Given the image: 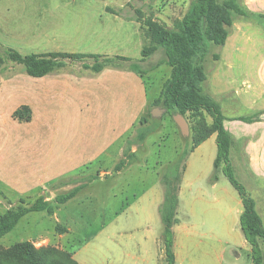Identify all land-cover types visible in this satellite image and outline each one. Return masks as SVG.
<instances>
[{
  "label": "crops",
  "instance_id": "obj_1",
  "mask_svg": "<svg viewBox=\"0 0 264 264\" xmlns=\"http://www.w3.org/2000/svg\"><path fill=\"white\" fill-rule=\"evenodd\" d=\"M237 1L251 12V15L238 17L231 27L217 68L211 75L210 94L231 107L234 93L249 110L247 115L226 116L220 104L225 115V127L233 139L231 148L233 169L235 159L239 172L245 175L247 185L257 196L256 198L250 192L264 223L261 212V209L264 210V206H261L264 202L261 199L264 197V17H260L264 16V0ZM191 2L192 0H163V5L164 10L171 5L178 7L179 11L174 15L177 19L183 17ZM108 13L112 14L120 29L119 32H114L117 36L112 38L107 31V39L102 40L101 44H74L68 48H62L64 44H36L37 54L83 51L88 54L120 55L140 59L143 47L141 24L135 19L123 16L132 17L134 12H123V15ZM126 31L127 41L135 40V44H115L113 39L116 37H119L118 41H124L122 33ZM53 33L50 35L47 32L48 42L54 40ZM148 60L141 64L148 63ZM73 63L83 67L84 61L67 58L61 72L36 77L34 85L37 96L36 108L32 103H23L32 108V119L34 117L38 119L39 124L44 126V132H47L44 135L40 134L41 137L37 136L34 143L29 140L23 141V147L28 148V152L31 153L25 161L27 167L23 178L26 180L23 181V186L40 189L36 199L42 196L52 204L60 195L55 196L56 192L66 193L80 187L77 195L67 201L70 202L77 199L90 186L93 187L94 194L96 192L101 194V189L106 188V183L102 180L100 183L95 178L87 180L91 177V173H87L88 164L102 155L112 159L114 167L121 159L126 162L123 168L116 172L101 171L100 176L110 173L114 177L109 182L112 187L115 185V174H121L125 167L137 169L146 167L147 172L142 179H152L151 184L136 194L133 200L126 204L123 202L117 219L109 223L104 222L89 240L71 250L79 264H168L166 246L162 239L163 224L159 207L164 200V179L173 177V173L165 172L163 166L159 165L152 169L144 166L148 154L140 155L136 143L131 147L128 145V140L133 139L135 132L137 133L142 117L154 100L148 101L144 83L140 88L138 82H135V85L131 86L133 94L134 89L137 94L135 101L133 96L131 97L132 105L135 104L131 117L133 119L127 120L124 125L128 116L118 111L114 114L116 116L114 127L107 129L105 139L97 142L93 148L88 128L91 109L87 108L86 111L85 104L74 101L76 96L80 98L86 96V91L81 92L79 86L75 84L74 74L65 69ZM135 73L137 77L142 78L140 74ZM242 118H250L251 121ZM135 128L136 131L133 130ZM159 129L160 125L156 131ZM178 134L179 131L177 138L180 140ZM149 136L143 144L147 143ZM217 153V133H213L192 150L181 164L178 220L173 226L175 264H229L228 256L240 257L241 249L252 250L240 224L244 204L239 192L222 171L217 172L218 178L215 181L211 180ZM29 191L31 190L25 192ZM25 202L27 205L32 203L30 199H25ZM60 207L56 208L52 215L46 213L65 228V231L58 233L57 241L54 243L65 248V239L72 228L68 223L70 220L59 217ZM112 258L115 262H111Z\"/></svg>",
  "mask_w": 264,
  "mask_h": 264
},
{
  "label": "rangeland",
  "instance_id": "obj_2",
  "mask_svg": "<svg viewBox=\"0 0 264 264\" xmlns=\"http://www.w3.org/2000/svg\"><path fill=\"white\" fill-rule=\"evenodd\" d=\"M136 7L143 8L147 15H153L169 26L173 25L174 15H177L179 11L175 5L164 10L163 0H0V55L5 57L6 50L11 48L24 55L37 53L36 44H64L61 46L62 48H68L74 44H101L102 40L107 39V31L112 38L117 36L114 32L120 31L114 17L108 13L115 12L108 8L134 12ZM51 22L54 23L51 24ZM47 32L50 35L54 32L53 41L51 39L48 42ZM126 34L127 31L122 33L124 41H118L119 37H116L113 39L114 43L135 44V40L127 41ZM68 52L86 53L83 51ZM222 53L223 47L211 45V53L205 62L208 80L204 83V89L208 93L212 92L211 75L219 63V58H215L214 55L221 56ZM165 58V53L161 49L148 60V63L141 64L140 67L146 71L142 78L137 77L135 72L125 66H108L100 72L84 69L77 63L69 64L65 68L74 74L75 84L79 86L81 92L86 91V96L83 95L82 98L76 96L74 101L85 104L86 111L87 108L91 109L88 128L93 148L97 142L105 139L106 130L114 127L116 119L114 114L118 111H122L125 116H128L125 118L124 125L127 120L133 119L131 117L135 104L132 105L131 97L133 96L135 101L137 94L135 89L133 94L131 86H134L135 82H138L140 88L144 83L149 102L157 98L171 71ZM133 60L138 61L139 59ZM86 61L93 62L92 59ZM61 70L54 72L59 73ZM35 80H37L36 77L27 73L24 64L6 59L0 67V215L21 204V198L30 199L33 203L41 191L23 186V181L26 180L23 178L27 167L25 161L31 154L28 152V148L23 147V141L29 140L34 143L37 136L41 137L40 134L44 135L47 132H44L43 124H39L35 117L28 122L19 121L13 116L14 111L23 103H32L36 108ZM214 98L222 105L226 116L249 113V110L234 93H232L234 100L231 101V107L223 104L216 96ZM155 107L159 109L156 110V116H153ZM145 116L148 122L144 125L152 126L159 123L160 129L149 134L146 144L137 140L135 132L133 139H136L134 143L138 146L137 152L140 155L148 154L145 159L147 162H143L144 166L146 165L150 169L156 165L163 166L165 172L176 175L175 184H178L177 176L180 177L182 164L179 165V161L185 160L188 156L187 149L192 143L191 129L184 136L177 125L175 116L170 115L160 106L152 105V103H150ZM208 119L211 121V117ZM136 129L133 130L136 131ZM177 131H179L180 140L177 138ZM131 132L129 131V133ZM63 133L65 134V131ZM171 161L176 163L170 164ZM235 162L234 159L236 177L257 198L247 185L244 179L245 175L239 172V167ZM87 168V173H91V177L87 180L95 178L98 183L100 180L106 183V188L101 189V194L97 192L94 194L93 187L90 186L74 201L59 206L56 201L54 203L57 208L61 206L58 210L59 217L61 219L66 217L70 220L68 223L71 225L72 231L65 239V248L69 250L89 240L104 222L109 223L115 219L119 209L123 207V202L126 204L133 200L136 194L143 191L152 182V179H142V176L147 172L146 167L143 169L125 167L121 174H115L117 180L115 179V185L112 187L109 182L114 177L110 173L100 176L102 170L116 172L113 160L105 155L93 160ZM26 190L31 191L25 192ZM56 193L55 196L63 192ZM261 199L264 201V197ZM259 201L261 202L260 199ZM259 201L258 206H260ZM262 203L264 204V202ZM263 204L261 206H264ZM261 212L264 217V210L261 209ZM66 218L65 220H67ZM63 229L62 224L56 223L55 218L49 216L46 211H32L25 215L10 233L0 237V247H9L16 242L28 239H31L36 246L54 244L57 241L58 233ZM260 246L263 255L262 264H264V240H261ZM240 255V257L228 256V263L257 264L254 261L252 250L241 249ZM111 260V262H115L114 258Z\"/></svg>",
  "mask_w": 264,
  "mask_h": 264
},
{
  "label": "trees",
  "instance_id": "obj_3",
  "mask_svg": "<svg viewBox=\"0 0 264 264\" xmlns=\"http://www.w3.org/2000/svg\"><path fill=\"white\" fill-rule=\"evenodd\" d=\"M108 9L118 15H123V10ZM250 15L251 12L237 0L222 2L192 0L183 17L175 19L173 25L169 26L153 15H147L143 8L136 7L132 17L123 16L135 19L141 24L143 47L142 56L138 61L120 55L107 56L88 53L49 52L24 55L11 48L6 50L5 57L0 55V67L7 59L24 64L29 75L43 77L61 69L65 64V59L68 58L84 61L83 67L90 68L94 72H100L108 66H125L143 77L146 71L140 67L141 62L150 59L162 49L166 56L165 62L171 67V71L152 105L165 108L166 112L172 116L182 114L189 121L192 143L187 149V155L213 133H217L218 153L211 180L215 181L218 178L217 172L222 171L239 192L244 204L240 218L241 228L252 247L255 263L262 264L263 255L260 242L264 240V223L256 209L255 199L234 173L231 163L233 139L225 127V115L221 105L204 89V83L208 79L205 62L211 53V45L223 47L236 19ZM214 56L219 58L218 54ZM87 59H92L93 62L90 64L86 61ZM13 116L19 121H30L33 117L32 108L23 104L14 111ZM242 119L251 121L250 118ZM147 122V117L143 116L140 122L142 125L136 134L140 142H144L148 135L159 127V123L152 126L144 125ZM135 140H128L129 147ZM183 161L181 159L179 165ZM125 163V160L121 159L115 170L122 169ZM175 179L174 174L173 177L164 179V200L159 207L163 224L162 239L166 246L168 264H175L173 226L178 220L179 207V184H175ZM177 179L180 181L179 176ZM79 190L80 187H76L58 195L56 203L67 202L75 197ZM21 202L18 206L0 215V237L11 232L28 213L46 211L52 215L57 208L42 196L29 205L23 198ZM62 231H65V228ZM0 264H79V262L74 258V252L71 249L61 248L54 244L36 246L33 241L24 240L9 247H0Z\"/></svg>",
  "mask_w": 264,
  "mask_h": 264
},
{
  "label": "water",
  "instance_id": "obj_4",
  "mask_svg": "<svg viewBox=\"0 0 264 264\" xmlns=\"http://www.w3.org/2000/svg\"><path fill=\"white\" fill-rule=\"evenodd\" d=\"M158 109H159L158 107H155V109L153 110V113H152L153 116H156V110H158ZM164 110H166V109L164 108ZM175 119H176V122L179 125L182 133L184 135H186L190 130L189 122L187 121L186 117L183 116L182 114H177V115H175Z\"/></svg>",
  "mask_w": 264,
  "mask_h": 264
},
{
  "label": "flooded vegetation",
  "instance_id": "obj_5",
  "mask_svg": "<svg viewBox=\"0 0 264 264\" xmlns=\"http://www.w3.org/2000/svg\"><path fill=\"white\" fill-rule=\"evenodd\" d=\"M185 136V135H184Z\"/></svg>",
  "mask_w": 264,
  "mask_h": 264
}]
</instances>
